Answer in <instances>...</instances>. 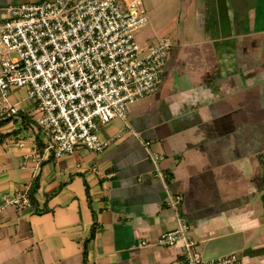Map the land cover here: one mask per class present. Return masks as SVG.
Here are the masks:
<instances>
[{
  "label": "crops",
  "instance_id": "1",
  "mask_svg": "<svg viewBox=\"0 0 264 264\" xmlns=\"http://www.w3.org/2000/svg\"><path fill=\"white\" fill-rule=\"evenodd\" d=\"M35 2L0 0V25L10 6ZM143 2L139 43L172 35V52L127 124L100 127L103 152L39 160L38 106L10 91L19 113L0 116V264H179L181 242L155 244L180 226L177 198L204 257L264 264V0ZM23 197L30 206L14 203Z\"/></svg>",
  "mask_w": 264,
  "mask_h": 264
},
{
  "label": "built area",
  "instance_id": "2",
  "mask_svg": "<svg viewBox=\"0 0 264 264\" xmlns=\"http://www.w3.org/2000/svg\"><path fill=\"white\" fill-rule=\"evenodd\" d=\"M143 6V0H38L9 7L0 25V116L18 115L10 91L26 88L38 106L39 160L73 154L79 146L103 152L110 143L100 139V127L116 119L127 124L130 106L157 92L172 44L162 37L141 48L137 32L148 23ZM169 202L180 215L181 199ZM14 203L31 205L28 197ZM180 242L179 264H243L237 253L204 257L181 216L180 226L155 244Z\"/></svg>",
  "mask_w": 264,
  "mask_h": 264
},
{
  "label": "trees",
  "instance_id": "3",
  "mask_svg": "<svg viewBox=\"0 0 264 264\" xmlns=\"http://www.w3.org/2000/svg\"><path fill=\"white\" fill-rule=\"evenodd\" d=\"M38 187H39L38 186V181H36L35 186H34L32 192H31V195H30L31 203L34 206H36L35 193L37 192ZM179 212H180V216L183 217L182 214H181V208H180ZM96 232H97V227H96V224H94L92 229H91V232H90L89 236L87 237V239L84 242V258H85V262L86 263H87L88 245H89V243L92 240H94V238L96 236Z\"/></svg>",
  "mask_w": 264,
  "mask_h": 264
},
{
  "label": "rangeland",
  "instance_id": "4",
  "mask_svg": "<svg viewBox=\"0 0 264 264\" xmlns=\"http://www.w3.org/2000/svg\"><path fill=\"white\" fill-rule=\"evenodd\" d=\"M143 9H144V6H143ZM137 36H138V32H137ZM164 38H166V39H168L170 42H171V44H173L174 43V40H173V37H172V35L170 36H164ZM154 42H141L140 41V45H141V48L142 49H145V48H147L148 46H150L151 44H153Z\"/></svg>",
  "mask_w": 264,
  "mask_h": 264
}]
</instances>
